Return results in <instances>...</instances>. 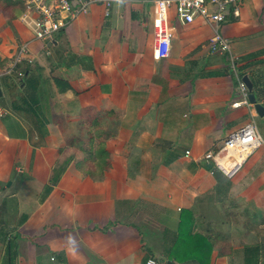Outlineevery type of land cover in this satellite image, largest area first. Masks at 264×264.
<instances>
[{
  "label": "crops",
  "instance_id": "1",
  "mask_svg": "<svg viewBox=\"0 0 264 264\" xmlns=\"http://www.w3.org/2000/svg\"><path fill=\"white\" fill-rule=\"evenodd\" d=\"M153 1L110 0L105 15L106 0H94L51 42L33 38L24 11L10 24L0 13V71L13 53L5 37L28 47L0 82L9 111L0 117V228L16 242L15 264H231L223 203L233 186L219 185L201 157L248 110L230 106L237 81L227 56L209 51L206 22L174 20L170 54L153 59ZM219 31L264 106V0H240ZM26 76L37 87L31 109L13 104ZM5 244L0 231V264Z\"/></svg>",
  "mask_w": 264,
  "mask_h": 264
},
{
  "label": "built area",
  "instance_id": "2",
  "mask_svg": "<svg viewBox=\"0 0 264 264\" xmlns=\"http://www.w3.org/2000/svg\"><path fill=\"white\" fill-rule=\"evenodd\" d=\"M94 0H24L23 21L30 27L33 38L48 41L68 26L78 17L87 13ZM152 17L153 47L152 57L159 61L168 57L171 47V27L169 26V9L173 8L175 16L182 23H192L202 20L212 26L213 34L208 40L210 52H219L227 56L230 69L237 81L238 98L231 101L234 108L244 107L248 110L246 122L230 131L225 139L215 148L207 149L201 161L211 172L217 171L231 179L244 166L246 160L258 149L263 140L258 133L254 117L258 115L254 105L249 101L248 88L239 75L240 58L233 52L231 41L220 33L219 28L230 15H239L240 0H154ZM110 0L105 2V15ZM28 47L26 43L18 45L11 56V63L0 76L11 73L15 66L26 58ZM6 110L0 106V117ZM189 151H186L188 154ZM145 264H163L154 256L146 258Z\"/></svg>",
  "mask_w": 264,
  "mask_h": 264
},
{
  "label": "rangeland",
  "instance_id": "3",
  "mask_svg": "<svg viewBox=\"0 0 264 264\" xmlns=\"http://www.w3.org/2000/svg\"><path fill=\"white\" fill-rule=\"evenodd\" d=\"M146 6L147 4L143 7L145 8ZM170 12L172 14L174 12V9H169V17ZM174 20L178 19L174 18L172 21L169 20V24H175ZM3 21V17L0 16V31L2 30ZM29 38H32V34H30ZM4 40V47H11V50H13L14 53L18 47V45H16L18 43V40L10 39V37H5ZM4 47L2 46V48ZM11 61L12 59L9 61L8 65L11 63ZM11 73L1 75L0 82L2 81L4 83L7 80V76L12 75ZM16 91L17 89H15V92ZM10 96L12 97V95ZM11 101L9 102L11 103ZM2 104L3 98L1 99L0 97L1 107H3ZM5 110L6 114H8L9 111L7 110V108ZM247 117L248 116H246L245 119ZM253 119L256 124L258 133L263 140V144L258 149H256L246 160L244 166L238 172L239 174L237 173L238 175H236L234 178L228 179L217 171L216 174L212 176V178H214L217 183L223 187H226L228 185L233 186L228 195L229 197L226 198V203H223L225 206L232 209V217H234L232 218L231 223L234 233V237L232 239L233 254L231 258V264H250L252 258L253 260H256V258H258L259 264H264V224L262 223L260 227L256 226V228H254L252 226L253 223L251 222L254 219H260V215H255V211L264 209V192L262 191V188L264 187L260 188L258 187L257 183H255L260 181L261 179H264V115H256ZM243 120L244 117L240 119V121ZM224 128L225 129L223 132L218 133L217 136L213 135L210 139L207 140L211 142L216 137V144L211 148H215L225 139L226 134L228 133V129L226 128L225 124ZM200 147H203V145H201ZM64 163H68V161H64ZM61 168L64 170L65 166L63 165L61 166ZM8 227L9 225H7V228Z\"/></svg>",
  "mask_w": 264,
  "mask_h": 264
},
{
  "label": "trees",
  "instance_id": "4",
  "mask_svg": "<svg viewBox=\"0 0 264 264\" xmlns=\"http://www.w3.org/2000/svg\"><path fill=\"white\" fill-rule=\"evenodd\" d=\"M24 0H0V13L5 14L6 15V22L10 24V22L18 17L23 11H24ZM48 42H51L50 40H48ZM240 58V56H239ZM240 65H239V75L243 76L245 72H242L244 70V66L245 64H242V59L240 58ZM20 64V63H19ZM19 64H17L15 67L17 68L19 66ZM4 65V61L0 60V68H2ZM21 71L24 73L26 71H29V69L24 66ZM28 76V75H27ZM26 76V77H27ZM21 84V81H19ZM22 93L20 95V98L17 100H14L13 104L14 107H16V105L21 102L22 105L24 106H29L28 108H32V99L35 98L34 96H37V87L35 88V90L33 89V86L31 85V83L29 82V77H27L24 82L23 85L21 87ZM36 91V93H35ZM77 141L76 137L70 138L69 139V144H71L70 142H74ZM88 146H90L89 142H86ZM99 151L103 152L105 154V148H104V143L101 142L99 143ZM67 163L65 164H61L60 166H58V168H56L54 170V174L52 175V178L50 179V183L48 185H46L43 189L42 195L40 199H44V197H46V195L51 191L52 186L54 184L57 183L60 173L63 171V169L61 168V166H65ZM208 168V167H207ZM209 169V168H208ZM215 172V171H213ZM263 209L261 210H256L255 211V215L259 214L260 215V219L259 220H253L251 221L253 223V227L256 228L260 227V225L263 223L264 224V213H263ZM234 218V217H233ZM1 231V236L3 237V240L5 241V253H4V259H3V263L2 264H15V257L17 255V249H16V242L15 240L10 237L8 235V232L4 231L3 228H0ZM205 236H202V234H198L196 236V259L200 262L203 263V260L201 258V247H200V242L206 238H204ZM206 241V240H205ZM250 264H259L258 258H256V260H253V258L251 259V263Z\"/></svg>",
  "mask_w": 264,
  "mask_h": 264
},
{
  "label": "water",
  "instance_id": "5",
  "mask_svg": "<svg viewBox=\"0 0 264 264\" xmlns=\"http://www.w3.org/2000/svg\"><path fill=\"white\" fill-rule=\"evenodd\" d=\"M242 81L246 84L248 88L249 91L248 98L249 101L254 105L256 112L258 113V115H264V106L256 101L255 95L252 92V88H253L252 82L249 80V78L246 75L242 76ZM7 185H9V182L7 183Z\"/></svg>",
  "mask_w": 264,
  "mask_h": 264
}]
</instances>
